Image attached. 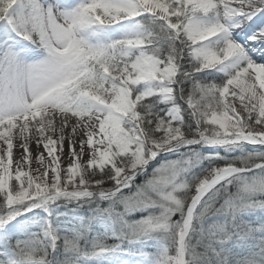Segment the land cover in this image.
Wrapping results in <instances>:
<instances>
[{
    "label": "snow or ice",
    "instance_id": "obj_1",
    "mask_svg": "<svg viewBox=\"0 0 264 264\" xmlns=\"http://www.w3.org/2000/svg\"><path fill=\"white\" fill-rule=\"evenodd\" d=\"M0 264H264V0H0Z\"/></svg>",
    "mask_w": 264,
    "mask_h": 264
},
{
    "label": "bare ground",
    "instance_id": "obj_2",
    "mask_svg": "<svg viewBox=\"0 0 264 264\" xmlns=\"http://www.w3.org/2000/svg\"><path fill=\"white\" fill-rule=\"evenodd\" d=\"M32 151L35 152V146H33Z\"/></svg>",
    "mask_w": 264,
    "mask_h": 264
}]
</instances>
